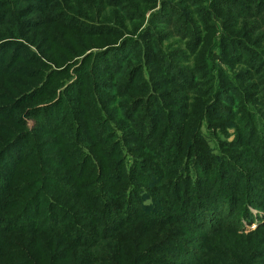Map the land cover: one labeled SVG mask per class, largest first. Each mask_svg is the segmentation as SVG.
I'll list each match as a JSON object with an SVG mask.
<instances>
[{
	"label": "trees",
	"instance_id": "trees-1",
	"mask_svg": "<svg viewBox=\"0 0 264 264\" xmlns=\"http://www.w3.org/2000/svg\"><path fill=\"white\" fill-rule=\"evenodd\" d=\"M253 210L264 0H0V264H264Z\"/></svg>",
	"mask_w": 264,
	"mask_h": 264
},
{
	"label": "rangeland",
	"instance_id": "rangeland-1",
	"mask_svg": "<svg viewBox=\"0 0 264 264\" xmlns=\"http://www.w3.org/2000/svg\"><path fill=\"white\" fill-rule=\"evenodd\" d=\"M30 126H34V122L30 121L29 122ZM253 213L255 215L254 217V221L251 223H248L246 221L243 222V231H241L242 233L248 234L252 231H255L256 227L260 224V223H264V213L263 212H258L253 210Z\"/></svg>",
	"mask_w": 264,
	"mask_h": 264
}]
</instances>
